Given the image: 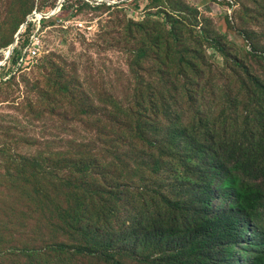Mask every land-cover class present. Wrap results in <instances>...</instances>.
Segmentation results:
<instances>
[{"label": "rangeland", "instance_id": "rangeland-1", "mask_svg": "<svg viewBox=\"0 0 264 264\" xmlns=\"http://www.w3.org/2000/svg\"><path fill=\"white\" fill-rule=\"evenodd\" d=\"M243 134L264 146V0H0V264H102L74 247L139 186L191 198L196 143Z\"/></svg>", "mask_w": 264, "mask_h": 264}, {"label": "trees", "instance_id": "trees-1", "mask_svg": "<svg viewBox=\"0 0 264 264\" xmlns=\"http://www.w3.org/2000/svg\"><path fill=\"white\" fill-rule=\"evenodd\" d=\"M166 24L173 33L174 24ZM210 42L222 49L219 42ZM181 134L175 129L172 135ZM244 140L245 134L210 139L206 146L197 142L194 158L177 174H185L181 181L188 183L191 198L176 200L139 186L142 198L149 199L142 203V216L108 225L107 236H87L74 247L75 254L102 264H128L124 257L140 264H264V146ZM161 169L157 165L152 172L157 175ZM236 173L244 174L243 182ZM229 185L235 195H226L225 201L232 199L239 206L219 210L220 191ZM56 246H51L54 251ZM58 246L65 248L63 243ZM238 254L244 262L238 261Z\"/></svg>", "mask_w": 264, "mask_h": 264}, {"label": "built area", "instance_id": "built-area-1", "mask_svg": "<svg viewBox=\"0 0 264 264\" xmlns=\"http://www.w3.org/2000/svg\"><path fill=\"white\" fill-rule=\"evenodd\" d=\"M37 55V53L36 52H34V56H36Z\"/></svg>", "mask_w": 264, "mask_h": 264}]
</instances>
